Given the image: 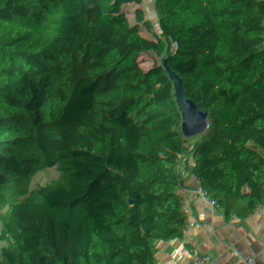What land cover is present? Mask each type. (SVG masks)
<instances>
[{
  "label": "trees",
  "instance_id": "obj_1",
  "mask_svg": "<svg viewBox=\"0 0 264 264\" xmlns=\"http://www.w3.org/2000/svg\"><path fill=\"white\" fill-rule=\"evenodd\" d=\"M233 52L264 57V13L236 0H0V264H140L125 188L165 264L263 260L258 178L223 172L230 126L253 113L227 100L263 97L264 69L222 72ZM262 133L237 139V161L262 160Z\"/></svg>",
  "mask_w": 264,
  "mask_h": 264
},
{
  "label": "crops",
  "instance_id": "obj_2",
  "mask_svg": "<svg viewBox=\"0 0 264 264\" xmlns=\"http://www.w3.org/2000/svg\"><path fill=\"white\" fill-rule=\"evenodd\" d=\"M258 6H259V10L262 13H264V4L263 5L258 4ZM232 54L235 57V62L233 64L221 67L222 72H232L236 69L250 67V66L264 69L263 56H254L244 52H233ZM227 102L232 105L248 104L249 99L245 97H235L228 99ZM252 108H253V113L251 115L249 122L230 126L229 129L232 137H235L238 140H240L244 135V133L246 132V130L248 129V127L264 119V96L252 101ZM262 134L264 136V133ZM261 162L262 160L258 162L244 164L237 161L238 164L242 165L244 175L250 176L254 179L258 178ZM260 192H261V197H264V180ZM259 218H260V223L264 224V203L262 204V207L259 210ZM250 233H251V229L249 231V234ZM257 242L264 247V227L261 228L259 231V240ZM260 264H264V259L260 261Z\"/></svg>",
  "mask_w": 264,
  "mask_h": 264
},
{
  "label": "rangeland",
  "instance_id": "obj_3",
  "mask_svg": "<svg viewBox=\"0 0 264 264\" xmlns=\"http://www.w3.org/2000/svg\"><path fill=\"white\" fill-rule=\"evenodd\" d=\"M236 1L245 7H251V8L258 7L256 9L259 10L258 4L256 2H254L253 0H236ZM47 53H49V52H47ZM107 59H108L107 57L102 56L98 62V65L99 66L103 65L107 61ZM54 69H55L54 63H53L52 58L50 57L49 61L47 62L46 70L51 71ZM81 85L84 88V90L87 92L88 96L90 97L91 102H92L96 112H98L101 116H104L105 114H104L103 106L101 104V99H102L101 96L98 95V93L93 88H91L90 84H88V79H86ZM105 121H106V123L104 125V132L107 133V135H108L109 143L107 146L110 148V150L112 152L113 160L110 161V160H106V159L102 158L101 163L104 166L114 168V162L113 161H117L119 159L117 157V149H116L115 143H114V141L111 142L112 136H113V127L110 124V122L108 121V119H106ZM95 137H96V135L93 133L92 134L91 133L85 134L82 136V140L86 144L90 153L94 152V139H95ZM130 180H132V176H130V178L128 176V181H130ZM114 191H115V188L113 186H110L109 184H106V183L101 184L99 187L100 195L104 199L110 198L113 195Z\"/></svg>",
  "mask_w": 264,
  "mask_h": 264
},
{
  "label": "water",
  "instance_id": "obj_4",
  "mask_svg": "<svg viewBox=\"0 0 264 264\" xmlns=\"http://www.w3.org/2000/svg\"><path fill=\"white\" fill-rule=\"evenodd\" d=\"M254 98L249 99L250 105ZM237 162V157H233V163ZM123 196L133 212L135 230L141 242L140 262L142 264H165L168 259V242L161 241L155 233L144 226L141 208L136 205L127 195V188L123 190Z\"/></svg>",
  "mask_w": 264,
  "mask_h": 264
},
{
  "label": "built area",
  "instance_id": "obj_5",
  "mask_svg": "<svg viewBox=\"0 0 264 264\" xmlns=\"http://www.w3.org/2000/svg\"><path fill=\"white\" fill-rule=\"evenodd\" d=\"M2 71H3V68L2 66L0 65V75L2 74ZM3 75V74H2ZM94 115L95 117H97L102 126L105 125L106 121L104 118H102V116L96 112V110H94ZM102 136L105 138V141L107 143H109V139H108V135L107 133H105L103 131L102 133ZM237 144V139H233V143H232V146L231 148L229 149V151L226 152L225 156L226 158L228 159V161L230 162L231 160H233V153H234V150H235V146ZM244 175L243 173V167L242 165L240 164H236L234 167L232 168H228L226 169L224 172H223V177L224 178H228V177H238V176H242ZM132 176V180H134L136 178V174L135 173H132L131 174ZM263 180H264V155L262 157V162H261V167H260V170H259V174H258V180L255 182V187L258 188L259 190L261 189V187L263 186ZM262 201L264 203V197H262ZM264 227V224H261V223H258L256 225H254L251 229V233L249 234V236L254 240V241H258L259 240V231L261 228ZM260 261L261 260H256L255 261V264H260ZM140 264H142L140 262Z\"/></svg>",
  "mask_w": 264,
  "mask_h": 264
},
{
  "label": "clouds",
  "instance_id": "obj_6",
  "mask_svg": "<svg viewBox=\"0 0 264 264\" xmlns=\"http://www.w3.org/2000/svg\"><path fill=\"white\" fill-rule=\"evenodd\" d=\"M139 260H140V258H139Z\"/></svg>",
  "mask_w": 264,
  "mask_h": 264
}]
</instances>
